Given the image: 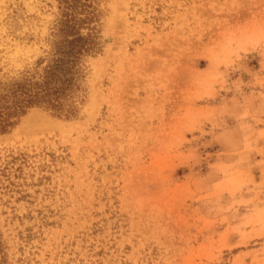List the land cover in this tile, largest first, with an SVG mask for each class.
Listing matches in <instances>:
<instances>
[{
  "label": "rangeland",
  "instance_id": "obj_1",
  "mask_svg": "<svg viewBox=\"0 0 264 264\" xmlns=\"http://www.w3.org/2000/svg\"><path fill=\"white\" fill-rule=\"evenodd\" d=\"M67 23L79 112L0 132V264H264V0H0V78Z\"/></svg>",
  "mask_w": 264,
  "mask_h": 264
},
{
  "label": "trees",
  "instance_id": "obj_2",
  "mask_svg": "<svg viewBox=\"0 0 264 264\" xmlns=\"http://www.w3.org/2000/svg\"><path fill=\"white\" fill-rule=\"evenodd\" d=\"M49 58L20 74L0 78V132L11 129L18 118L33 106H45L58 114L79 112L77 92L85 79L84 57L96 49V40L83 35L75 25L65 24L64 32Z\"/></svg>",
  "mask_w": 264,
  "mask_h": 264
}]
</instances>
